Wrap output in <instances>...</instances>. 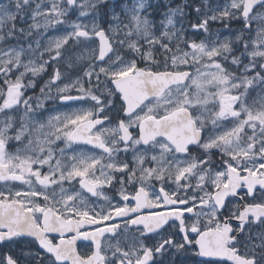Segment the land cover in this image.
<instances>
[{"label": "snow or ice", "instance_id": "1", "mask_svg": "<svg viewBox=\"0 0 264 264\" xmlns=\"http://www.w3.org/2000/svg\"><path fill=\"white\" fill-rule=\"evenodd\" d=\"M0 264H264V0H0Z\"/></svg>", "mask_w": 264, "mask_h": 264}]
</instances>
